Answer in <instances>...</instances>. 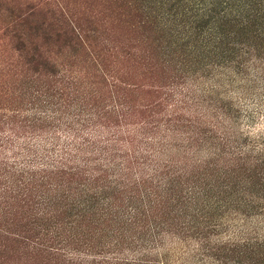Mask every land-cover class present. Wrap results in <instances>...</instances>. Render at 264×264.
I'll use <instances>...</instances> for the list:
<instances>
[{
	"label": "trees",
	"instance_id": "16d2710c",
	"mask_svg": "<svg viewBox=\"0 0 264 264\" xmlns=\"http://www.w3.org/2000/svg\"><path fill=\"white\" fill-rule=\"evenodd\" d=\"M146 2L171 39L169 61L189 73L155 129L129 128L118 104L91 113L65 92L52 53L95 44L115 54L117 42L69 19L55 0L47 11L30 5L14 15L15 49L34 82L55 87L35 89L45 99L35 119L57 129L47 139L1 138L3 172L16 188L30 187L13 198L43 236L17 242L41 258L31 244L43 246L55 264H171L164 240L177 237L196 241L191 258L200 264H264L257 229L222 237L229 218L264 219V135L244 130L256 118L251 106L264 109V0H158L155 9ZM114 116L117 124L106 123ZM157 251L160 260L147 259Z\"/></svg>",
	"mask_w": 264,
	"mask_h": 264
},
{
	"label": "rangeland",
	"instance_id": "374dc122",
	"mask_svg": "<svg viewBox=\"0 0 264 264\" xmlns=\"http://www.w3.org/2000/svg\"><path fill=\"white\" fill-rule=\"evenodd\" d=\"M53 1L0 0V145L1 138L5 134H17L19 139L29 136L47 139L57 131L48 124L51 123L50 121L35 119L40 116L43 110L41 106L45 100L42 98L38 102L35 98V89L47 86L43 89L46 91L55 87L53 83L43 79L41 82H34L21 57L22 53L14 47L11 35L14 15L18 13V9L39 5L41 11H47V2L53 3ZM55 1L64 8L70 16L69 19L86 21L88 25L85 26L90 30H99L107 39L117 42L115 54L113 51H103L100 45L96 47L95 44L76 52L64 51L62 56L52 53L59 66L62 64L66 94H70V98H74L75 103L85 106L91 113L110 104L121 105L124 111L129 113L124 119V124L129 128L154 127L155 129L158 128V124L162 126L166 119L164 108L170 101L173 89L187 86L186 76L189 73H184V69L182 71L176 59L169 61L171 56L168 55V49L171 47L169 42L171 39L158 29V22L154 18L158 12L148 9L147 2L142 3V0ZM149 2H154V5L150 3L153 9L155 5L158 6V0H149ZM49 9L55 12L56 7L53 4ZM204 85L208 86V82ZM233 96L238 97L236 94ZM250 109H253L256 118L252 125L244 124V130L258 138L264 135V109L257 106H251ZM106 123L112 126L117 124V117L114 116ZM178 128L186 129L183 126ZM7 154L10 157L11 152L8 151ZM1 167L0 264H55L49 260L47 253L42 251L43 246L31 244L40 251L41 258L40 254L34 252L31 247L17 242L18 240L37 243L38 238L43 236L38 233L39 228L27 227L28 207L21 201L20 196L13 198L27 194L30 187L27 186L25 190L18 184L19 188H16L15 183H11L14 179L10 181V175L3 172ZM227 222L230 233L227 234L224 230L222 235L224 239L236 240L233 234L239 231L247 233L254 229L264 234L262 218L241 217L232 221L229 218ZM124 246L126 250L130 249L128 243ZM196 246V241L184 242L177 237H173L172 240L166 238L165 250L159 253L167 252L171 264L189 262V264H200L191 258L193 248ZM147 259L160 260L158 251L154 255H149Z\"/></svg>",
	"mask_w": 264,
	"mask_h": 264
}]
</instances>
